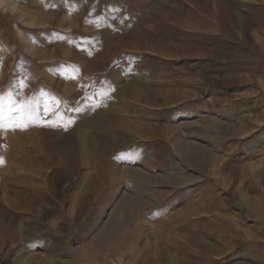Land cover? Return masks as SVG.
Wrapping results in <instances>:
<instances>
[{"label":"rangeland","instance_id":"obj_1","mask_svg":"<svg viewBox=\"0 0 264 264\" xmlns=\"http://www.w3.org/2000/svg\"><path fill=\"white\" fill-rule=\"evenodd\" d=\"M0 113V264H264V0H0Z\"/></svg>","mask_w":264,"mask_h":264},{"label":"snow or ice","instance_id":"obj_2","mask_svg":"<svg viewBox=\"0 0 264 264\" xmlns=\"http://www.w3.org/2000/svg\"><path fill=\"white\" fill-rule=\"evenodd\" d=\"M26 126H27L26 122L16 123L13 125L12 130H15V128H23ZM48 126H58V125H53V124L49 123ZM3 127H4V117H3V114L0 113V128H3ZM0 163H3L2 158H0Z\"/></svg>","mask_w":264,"mask_h":264},{"label":"bare ground","instance_id":"obj_3","mask_svg":"<svg viewBox=\"0 0 264 264\" xmlns=\"http://www.w3.org/2000/svg\"><path fill=\"white\" fill-rule=\"evenodd\" d=\"M133 206H134V205H133ZM137 206H138V205H137ZM135 208H136V206H135ZM138 208H139V207H138ZM138 208H137V209H138ZM207 247H208V246H207ZM212 247H213V246H212ZM208 248H209V247H208ZM172 264H173V263H172Z\"/></svg>","mask_w":264,"mask_h":264}]
</instances>
